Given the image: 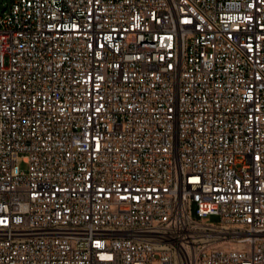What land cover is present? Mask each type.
Segmentation results:
<instances>
[{"label":"built area","instance_id":"1","mask_svg":"<svg viewBox=\"0 0 264 264\" xmlns=\"http://www.w3.org/2000/svg\"><path fill=\"white\" fill-rule=\"evenodd\" d=\"M0 264H264V0H10Z\"/></svg>","mask_w":264,"mask_h":264},{"label":"rangeland","instance_id":"2","mask_svg":"<svg viewBox=\"0 0 264 264\" xmlns=\"http://www.w3.org/2000/svg\"><path fill=\"white\" fill-rule=\"evenodd\" d=\"M9 5H10V0H0V12H1L2 9L8 8ZM19 168L21 170H25V164L23 163V161L21 159L19 160ZM192 215H193V217H196L195 216V207H193V209H192ZM204 221L207 222V223H217L218 222V218H216V217H206L204 219Z\"/></svg>","mask_w":264,"mask_h":264}]
</instances>
